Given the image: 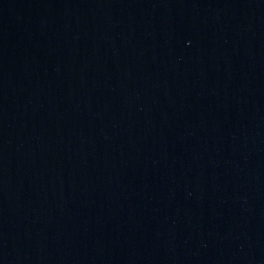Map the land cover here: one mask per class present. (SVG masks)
<instances>
[{"label": "water", "instance_id": "1", "mask_svg": "<svg viewBox=\"0 0 264 264\" xmlns=\"http://www.w3.org/2000/svg\"><path fill=\"white\" fill-rule=\"evenodd\" d=\"M0 264H264V0H0Z\"/></svg>", "mask_w": 264, "mask_h": 264}]
</instances>
